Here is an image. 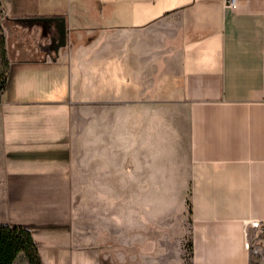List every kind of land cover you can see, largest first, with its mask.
Wrapping results in <instances>:
<instances>
[{"label":"crops","instance_id":"0c3cea01","mask_svg":"<svg viewBox=\"0 0 264 264\" xmlns=\"http://www.w3.org/2000/svg\"><path fill=\"white\" fill-rule=\"evenodd\" d=\"M22 1L0 193L123 236L127 264H166L186 219L191 264H264V0Z\"/></svg>","mask_w":264,"mask_h":264},{"label":"rangeland","instance_id":"374dc122","mask_svg":"<svg viewBox=\"0 0 264 264\" xmlns=\"http://www.w3.org/2000/svg\"><path fill=\"white\" fill-rule=\"evenodd\" d=\"M19 1L20 0H0L2 9H4L9 15L18 10L16 4L19 3ZM23 1L39 6L46 2L48 3L53 1L59 4L63 10H67V12L69 8L68 0ZM7 25L9 24H7L4 14L1 12L0 27L5 40V46V31ZM3 70L4 65L0 58V73ZM13 79V71L9 63L8 77L5 87V92L8 94V96L7 94H4L5 100L11 98L10 94L13 87ZM32 100V98L24 99V102H32ZM7 107L9 108L10 106ZM64 198L65 200L67 199L68 202V197ZM103 200L104 202L107 201V199ZM107 204V210H103V214L110 218V204ZM186 214L189 215V212ZM51 218L53 219L51 220ZM171 222L172 221H169L168 219V223ZM0 223L6 225H21L27 229H30L33 239L37 245L42 264H127V252L125 250L126 244L122 243L121 241V238L122 240L125 239L123 236L120 237L118 243L120 250L114 253L111 249L112 245L109 233L102 231L99 228L91 227L89 224L87 228L89 229V232H92L91 238H88L86 241L83 239L80 240L77 235V227L75 230V228L70 225L67 219L64 218L61 211L52 212L50 206H48V208L45 210L44 208L26 205L22 199L19 201V203L16 202L13 204L5 195L0 193ZM183 227L184 236L181 235V243L178 244L171 242L166 244V264H191L189 220H184ZM255 246L257 245H251L250 250L253 251ZM253 254L254 253H252V255ZM146 263L164 264V261L162 258H159V254L155 252V254H153V258L147 260ZM13 264H27V261L23 255H19ZM139 264H143L141 259Z\"/></svg>","mask_w":264,"mask_h":264},{"label":"trees","instance_id":"16d2710c","mask_svg":"<svg viewBox=\"0 0 264 264\" xmlns=\"http://www.w3.org/2000/svg\"><path fill=\"white\" fill-rule=\"evenodd\" d=\"M2 12L0 2V13ZM0 58L4 70L0 73V98L5 91L9 61L6 53L5 40L0 27ZM19 255H23L27 264H42L37 245L30 229L21 225L0 223V264H13Z\"/></svg>","mask_w":264,"mask_h":264},{"label":"built area","instance_id":"2783aa9c","mask_svg":"<svg viewBox=\"0 0 264 264\" xmlns=\"http://www.w3.org/2000/svg\"><path fill=\"white\" fill-rule=\"evenodd\" d=\"M225 5L232 10H236L237 0H225Z\"/></svg>","mask_w":264,"mask_h":264}]
</instances>
